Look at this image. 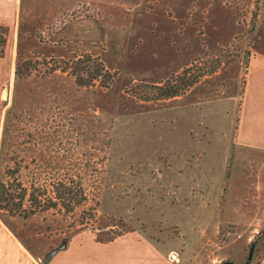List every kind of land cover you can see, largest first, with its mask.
<instances>
[{"label": "rangeland", "instance_id": "rangeland-1", "mask_svg": "<svg viewBox=\"0 0 264 264\" xmlns=\"http://www.w3.org/2000/svg\"><path fill=\"white\" fill-rule=\"evenodd\" d=\"M117 3L22 0L14 63L21 25L31 73L15 84L8 71L0 97V180L44 208L60 183H80L86 201L28 217L26 197L17 216L0 210V224L40 262L81 233L103 242L134 234L157 250L156 264H246L249 253V264H264V152L234 140L246 73L264 56V0ZM85 54L113 77L109 89L79 88L51 69ZM165 81L183 94H134Z\"/></svg>", "mask_w": 264, "mask_h": 264}, {"label": "crops", "instance_id": "crops-1", "mask_svg": "<svg viewBox=\"0 0 264 264\" xmlns=\"http://www.w3.org/2000/svg\"><path fill=\"white\" fill-rule=\"evenodd\" d=\"M48 1L73 2L77 4L89 2L94 10L109 11L116 9L118 6L117 2L122 1L133 5H142L146 1L170 0ZM21 11L22 0H0V25L7 29L6 47L10 44L12 49L9 55L10 61L6 53H4V57H0V97L7 78V69L10 68L9 72L12 69L11 75H13L15 70V54L13 50L15 34L12 27L18 22ZM181 15L182 18H185L186 26L187 23L190 25L188 30L183 31V33H187L191 29L192 20L190 17L192 15L188 14V10H185ZM180 18L181 16L178 17L177 15L173 17V20L174 22L177 19L180 21ZM178 30L180 31L181 29L179 28ZM9 78L12 79L11 76ZM234 140L236 145L242 149L264 152V56L261 54L256 53L246 73ZM134 236V234H127L107 242H99L95 237H87L86 234L78 233L69 239L67 247L57 252L47 264H156L159 254L157 250H152L148 244H145L147 246L144 247L145 249L142 248L140 244L131 239ZM0 264L42 263L39 261V257L32 255L8 229L0 224Z\"/></svg>", "mask_w": 264, "mask_h": 264}, {"label": "trees", "instance_id": "trees-1", "mask_svg": "<svg viewBox=\"0 0 264 264\" xmlns=\"http://www.w3.org/2000/svg\"><path fill=\"white\" fill-rule=\"evenodd\" d=\"M24 34H26V31L23 26L20 25L18 30V42L14 71L15 84L19 83V81L28 79L31 73L30 63L22 62L21 59L26 54ZM6 43L7 29L0 25V57H2L5 53ZM51 61V69L53 71H60L62 73L67 72L73 78L75 86L79 88H90L92 84L98 82L97 86L100 89L107 90L109 89V85L114 82L113 77L109 76L108 72L104 68V65L99 60L91 58V56L88 54H85V56L80 58L73 57L71 60L66 62L60 60ZM105 82H107V85ZM194 83L195 80L188 81L187 84L183 83V87H190ZM181 85L182 83L177 85L171 81H165L159 85L141 84L135 88L134 94L146 102L173 99L183 94V90L180 88ZM14 185L19 187V192L16 196L11 193L13 190V184H8L6 186V184L0 180V210L5 211L10 216H17L20 209H22L25 198L27 197L26 188H23L22 185L17 182H15ZM77 185L78 184H58L54 192V198L47 200L45 204L47 205L45 206L46 208L40 205V202L37 200V194H34V192L31 191L27 197L30 207L29 210H25L24 212H27V216L29 217L37 211L54 209L58 206L61 207L66 213L73 212L76 207L80 206L86 201V196L81 184L79 183V185ZM108 240H111V238ZM97 241L103 242L104 240L97 238ZM253 261L255 260L252 259L251 263H253Z\"/></svg>", "mask_w": 264, "mask_h": 264}, {"label": "water", "instance_id": "water-1", "mask_svg": "<svg viewBox=\"0 0 264 264\" xmlns=\"http://www.w3.org/2000/svg\"><path fill=\"white\" fill-rule=\"evenodd\" d=\"M6 93H7L6 91L3 92V97H4V98L6 97ZM262 234H264V231L262 232ZM68 241H69V239H66V238L63 239L62 242H61V244H60L57 248L51 250L50 252H48V253L44 256V258L42 259L41 263H42V264H47V263L50 261V259H51V258H52L57 252L62 251V250H64V249L67 247ZM250 260H251V255L249 256V258H248L246 264H249ZM225 264H226V263H225ZM228 264H229V263H228Z\"/></svg>", "mask_w": 264, "mask_h": 264}, {"label": "flooded vegetation", "instance_id": "flooded-vegetation-1", "mask_svg": "<svg viewBox=\"0 0 264 264\" xmlns=\"http://www.w3.org/2000/svg\"><path fill=\"white\" fill-rule=\"evenodd\" d=\"M256 249L255 247V244L251 247L250 251L252 250V252ZM251 253H249V256H250ZM253 256V255H252ZM252 256H251V259H252Z\"/></svg>", "mask_w": 264, "mask_h": 264}, {"label": "built area", "instance_id": "built-area-1", "mask_svg": "<svg viewBox=\"0 0 264 264\" xmlns=\"http://www.w3.org/2000/svg\"><path fill=\"white\" fill-rule=\"evenodd\" d=\"M171 256H172V260H175V261L178 260L176 255L172 254Z\"/></svg>", "mask_w": 264, "mask_h": 264}, {"label": "bare ground", "instance_id": "bare-ground-1", "mask_svg": "<svg viewBox=\"0 0 264 264\" xmlns=\"http://www.w3.org/2000/svg\"><path fill=\"white\" fill-rule=\"evenodd\" d=\"M10 68L7 69V71H9ZM8 73V72H7Z\"/></svg>", "mask_w": 264, "mask_h": 264}]
</instances>
